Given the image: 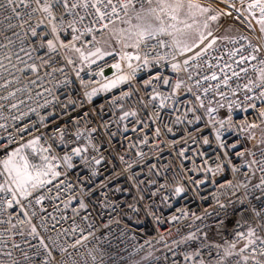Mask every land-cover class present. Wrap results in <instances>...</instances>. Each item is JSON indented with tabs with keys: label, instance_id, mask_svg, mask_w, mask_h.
I'll list each match as a JSON object with an SVG mask.
<instances>
[{
	"label": "built area",
	"instance_id": "obj_1",
	"mask_svg": "<svg viewBox=\"0 0 264 264\" xmlns=\"http://www.w3.org/2000/svg\"><path fill=\"white\" fill-rule=\"evenodd\" d=\"M206 1L207 19H216L191 51L181 54L172 35L156 34L129 51L139 60L112 53L84 66L72 45L95 50L108 27L140 3L125 11L119 5L127 0H112L118 15L100 20L91 6L71 8L84 0H67L68 8L47 0L50 20L43 0H0V264H264V144L248 150L243 141L264 119V84L256 86L264 68L260 13L248 9L253 0ZM105 4L98 7L111 13ZM229 24L241 32L196 56ZM213 73L216 80L204 79ZM120 75L128 79L103 87ZM153 88L170 97L164 107L151 99ZM125 112L136 116L122 120ZM37 138L35 150L21 153L33 175L49 166L60 175H41L45 183L29 185L25 197L2 161ZM252 229L256 237H248Z\"/></svg>",
	"mask_w": 264,
	"mask_h": 264
},
{
	"label": "snow or ice",
	"instance_id": "obj_2",
	"mask_svg": "<svg viewBox=\"0 0 264 264\" xmlns=\"http://www.w3.org/2000/svg\"><path fill=\"white\" fill-rule=\"evenodd\" d=\"M35 2L40 5L42 0H35ZM57 2H59V0H57ZM100 0H97L96 4H91L89 5L88 0H84V2L81 5H77V4H72L71 8H76L78 6H82L84 8H88L89 6L93 7L96 9V13L98 15V18L100 20H104L106 17H108L109 15H118L117 13V6L112 4V0H107V4H105V7H109L111 6V13H107V12H102L100 10V7H98ZM137 3H140L141 8H143V0H136ZM9 4L13 3V0H8ZM148 3L151 4V0H148ZM129 5H133V0H127L126 3H121L119 5L121 10H127ZM64 7L68 8V2L67 0H64ZM249 10L252 9H259V13H260V17L258 19V23L261 25V31L264 32V0H253L252 3H249L247 5ZM194 8H200V5L193 3V0H157V5L156 8L151 9L149 17H143L140 16L138 14L137 19L142 20L143 23L136 25V29L137 31L134 33V35L137 37V43L135 45H132L133 47H139V43L141 41H144L146 39H154L156 34H168V35H172V33L167 31V28L165 27V21L162 17L161 14H164L166 16H168V18L172 21H176L177 18L181 15V14H187L186 10L188 13L191 12L192 9ZM157 9H159V13H157ZM41 11H43L44 13H47L50 20H54L55 17L52 15L51 12V6L49 5V3L47 2V0H43V4L42 7L40 9ZM13 11H15V8H13ZM201 11H207V9H201ZM150 19H154L155 21H159V24L156 28L152 27V24L149 22ZM211 19H216L215 16L211 17ZM81 20H83V17H81ZM111 22V21H109ZM181 23H183V21H181ZM69 27H72V25H69ZM103 28H107V25H103ZM169 27H175V25H169ZM205 27H207V25H205ZM185 28L186 29H191L192 25L191 24H185ZM73 31H77V29L73 28ZM88 32H91L92 29L89 28L87 29ZM178 32L181 33V35L183 36H189L190 33L185 32L182 29H177ZM57 32V26L55 24L52 25V33H56ZM32 35L35 36L37 35L35 29L32 30ZM84 35V33H80V35H76L73 36V41L75 40H79L80 36ZM209 35H211V33H209ZM58 39V37H57ZM93 39H95V37H93ZM205 39V37H203L201 35L200 40L201 43H203V40ZM97 43H99V41H97ZM159 43V41H158ZM182 43V41L177 40L176 44L177 46H179ZM215 43V41H212L210 43H208L206 45L205 48L201 49L200 52L196 53V56H202L204 55L207 50L209 48L212 47V44ZM44 45H41V47H43ZM129 45H125V47H128ZM196 46V45H194ZM61 47H65L67 48L68 45L61 43ZM47 48L49 51H55L56 50V44L54 43V41L52 39H49L47 41ZM72 48L80 53L81 59L82 60H88L89 57L92 56H96L97 58H103L104 55H112V53L110 52H102L101 49L99 47L96 48L95 52H89L87 55L84 54V52L81 50V48L75 47V45H72ZM192 48L190 46H188L187 44L184 45L183 48L180 49L181 54H183L185 51H191ZM255 50V49H254ZM196 57H192L191 59H195ZM122 60H128L131 61L132 59H136L139 60L140 56L136 55V56H132L128 53H125L122 57ZM251 59H255V57H251ZM93 63L95 61H92ZM147 59H145V64H147ZM243 62V61H241ZM69 63H72L71 60H69ZM184 65H188L189 60L185 59L183 61ZM262 64H264V61H261ZM129 67H131V64L129 63L128 65ZM0 67H2V65H0ZM112 67L116 68V69H120L121 65L119 63L113 64ZM209 67H211V65H209ZM172 68L174 71H180L181 70V65L180 64H173ZM33 71H35V67L33 66L32 68ZM243 70V69H242ZM221 71H223V69H221ZM233 75H238V73L233 72ZM128 79V77H118L117 80L114 81H110L109 84L104 85L103 87L105 89L110 88V87H115L116 84L118 82H122L124 80ZM154 79L158 82H162L163 85H169L170 81L167 78H162L160 76H155ZM189 79H191V77H189ZM205 80H216L217 79V75L215 73H213L211 76H205L204 77ZM229 77L227 75H225L224 78V83L227 84ZM259 80H260V84L256 85L257 87L261 86V84H264V68L259 69ZM152 81H147L146 85L151 84ZM197 84H199V81H197ZM181 87V82H177L175 85H172L173 88V93H175V90L179 89ZM217 87H219V85H217ZM190 90V89H189ZM250 90V89H249ZM208 89H205V92H207ZM153 92H156V89L153 88ZM157 98L160 99V107H164V101L166 99H169L170 97L167 96H162L160 93L156 92V95H153L151 97L152 100H156ZM197 99H199V97L197 96ZM203 106V103L201 102V107ZM209 111L211 112L212 110L209 109ZM128 116H136L135 112H125L124 115L121 117V119H127ZM197 119H199V117H197ZM93 131H95V129H93ZM124 131H128V128L125 127ZM132 131H136L135 128H132ZM169 131H171V129H169ZM160 132L159 129L156 130V135L159 136ZM61 135H63V133H61ZM79 133L77 134V138H79ZM114 135V133H113ZM39 138L30 141L28 144L24 145L21 148H17L15 149L11 154H9L8 158L2 161L3 164V168H4V172L7 173L8 177L11 179L12 183L16 186V189L20 192V194L22 196H27L30 193L27 191V188L29 185H31L32 188H36L38 186H42L45 181L40 179L41 175H48V173L51 171V174L53 177L55 176H59L60 173L59 172H55L51 170V166L48 167L47 170L45 171H37L36 175H33L31 169L34 167L33 165L30 164L27 156L25 155H21V153L23 152L24 148H33L34 146L38 143ZM145 143H147V139L145 138L144 140ZM205 143H207V141H205ZM35 150V149H34ZM42 151H47V149H42ZM81 151H86V149H81V148H75L73 149V152L76 155H80ZM181 155H183V153H181ZM261 155H264V153H261ZM45 160H47L48 158L45 156L44 157ZM121 159H123V157H121ZM64 161L66 163H68V166L71 167V157L70 156H65L64 157ZM255 162V161H253ZM97 164L100 163L99 160L96 161ZM262 171H264V169H262ZM51 181H47V183H50ZM3 190V187L0 186V191ZM183 189L181 188H177L176 189V193L179 194ZM9 191H11V189H9ZM13 195H15V193H13ZM40 201L37 200V203H39ZM18 203V201H17ZM12 205H9V207H11ZM80 207L84 208L85 205L83 202L80 203ZM33 232H35V228H33ZM241 238L244 237L243 233H240ZM248 237H256V232L254 229L250 230L248 232ZM257 239H259V237H257ZM262 243H264V241H261ZM255 243L254 240L249 239V244ZM247 247V246H246ZM241 251H243V249H241ZM226 254L231 255V252H227Z\"/></svg>",
	"mask_w": 264,
	"mask_h": 264
},
{
	"label": "rangeland",
	"instance_id": "obj_3",
	"mask_svg": "<svg viewBox=\"0 0 264 264\" xmlns=\"http://www.w3.org/2000/svg\"><path fill=\"white\" fill-rule=\"evenodd\" d=\"M193 3L200 5V8H194L191 10L190 13H188L186 10L187 14H181L176 21H172L168 18V16L161 14L165 21V27L167 28V31L172 33L175 45L177 46V40L182 41V43L177 46L178 49L183 48L185 44L192 48L194 45L198 44L201 41V35L203 37H207V35L211 32L213 28L214 21L207 19V15L211 10L208 2L206 0H193ZM156 5L157 0H151V4L148 3L147 5L143 6V8H131L127 15H125L118 22L111 24L98 43V47L101 49V51L124 55L125 53H129V51L134 49L135 47H133L132 45H135L137 43V37L134 35V33L137 31L136 25L143 23L142 20L137 19V16L139 14L143 17H149L151 9L156 8ZM201 9H207V11H201ZM157 13H159V9H157ZM259 17L260 16L257 17V21ZM181 21H183V23H181ZM149 22L152 24L153 28H156L159 24V21H155L154 19H150ZM185 24H191L192 28L186 29ZM169 25H175V27H169ZM205 25H207V27H205ZM177 29H182L185 32L190 33V35L187 37L183 36L180 32L177 31ZM240 32L241 31L237 26L229 24L224 28L219 38L213 41L219 42L229 38L230 36L237 35ZM258 32L264 42V32L261 31V25L259 23ZM126 44L129 46L125 47ZM81 50L84 52L85 55H87L89 52H95L96 49L91 51L86 49ZM73 53L84 66L89 65L90 63H92V61H97L98 59H100L96 56H92L89 57L88 60H82L80 53L76 51H74ZM116 63H119L122 67L121 61H116L114 64ZM121 76L122 75H120L119 77ZM243 139L244 144L248 150L263 145L264 119L261 124L248 128ZM145 256H147V254L142 255L140 259L136 261L138 262L139 260H142V257Z\"/></svg>",
	"mask_w": 264,
	"mask_h": 264
}]
</instances>
